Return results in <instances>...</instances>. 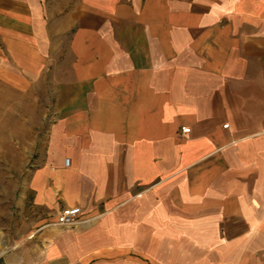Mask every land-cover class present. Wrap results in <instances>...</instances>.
I'll use <instances>...</instances> for the list:
<instances>
[{
    "label": "crops",
    "instance_id": "1",
    "mask_svg": "<svg viewBox=\"0 0 264 264\" xmlns=\"http://www.w3.org/2000/svg\"><path fill=\"white\" fill-rule=\"evenodd\" d=\"M0 84L52 116L0 264L264 257V0H0Z\"/></svg>",
    "mask_w": 264,
    "mask_h": 264
},
{
    "label": "rangeland",
    "instance_id": "2",
    "mask_svg": "<svg viewBox=\"0 0 264 264\" xmlns=\"http://www.w3.org/2000/svg\"><path fill=\"white\" fill-rule=\"evenodd\" d=\"M42 110L38 99L20 91L13 93L0 84V253L13 245L14 227L16 241L19 240V226L24 218L18 213L17 204L26 176L46 140L52 117L43 116ZM40 122L41 128L30 130V125L38 126ZM255 264H264V257Z\"/></svg>",
    "mask_w": 264,
    "mask_h": 264
},
{
    "label": "built area",
    "instance_id": "3",
    "mask_svg": "<svg viewBox=\"0 0 264 264\" xmlns=\"http://www.w3.org/2000/svg\"><path fill=\"white\" fill-rule=\"evenodd\" d=\"M229 125H224V128H228ZM189 129H183L182 133H189ZM69 163V160H66V164ZM82 211L79 207H68L60 211L57 217V222L61 226H74L79 222V217L81 216Z\"/></svg>",
    "mask_w": 264,
    "mask_h": 264
}]
</instances>
